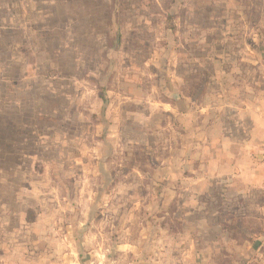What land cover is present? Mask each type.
<instances>
[{
	"label": "rangeland",
	"instance_id": "rangeland-1",
	"mask_svg": "<svg viewBox=\"0 0 264 264\" xmlns=\"http://www.w3.org/2000/svg\"><path fill=\"white\" fill-rule=\"evenodd\" d=\"M262 104L264 0H0V264H264Z\"/></svg>",
	"mask_w": 264,
	"mask_h": 264
},
{
	"label": "crops",
	"instance_id": "crops-1",
	"mask_svg": "<svg viewBox=\"0 0 264 264\" xmlns=\"http://www.w3.org/2000/svg\"><path fill=\"white\" fill-rule=\"evenodd\" d=\"M260 107V108H259ZM185 110H183L184 112ZM256 126L247 131V138L243 146V150L248 152L251 158L252 166L247 167V178L249 184L264 185V105L258 106L255 117ZM234 158V157H233ZM241 160V159H240ZM242 161H246L243 159ZM231 165L237 166L238 161H232ZM246 171V170H245ZM246 174V172H245Z\"/></svg>",
	"mask_w": 264,
	"mask_h": 264
}]
</instances>
